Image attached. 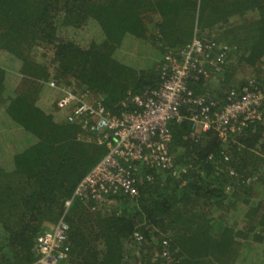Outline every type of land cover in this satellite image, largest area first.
I'll return each instance as SVG.
<instances>
[{
    "label": "trees",
    "instance_id": "1",
    "mask_svg": "<svg viewBox=\"0 0 264 264\" xmlns=\"http://www.w3.org/2000/svg\"><path fill=\"white\" fill-rule=\"evenodd\" d=\"M166 18L186 19L189 29L220 21L230 57L250 65L264 57V0H0V264H37L36 234L59 218L63 201L105 152L77 137L79 128L55 108L59 93L43 82L96 91L114 114L132 109L128 92L158 79L168 48L161 42L186 44L176 26L155 32ZM137 40L145 44L138 50ZM35 47L43 48L42 60L33 57ZM8 69L20 76L5 96ZM230 74L223 70L216 83ZM200 84L188 86L200 93ZM168 127L170 152L186 170L174 178L146 168L152 179L140 181L133 198L117 196L109 211L90 212L73 200L65 213L68 256L56 264H165L162 239L173 264L221 262L230 253V264H264V199L255 188L263 179L264 157L256 153L264 154V126L251 124L224 145L213 130L191 136L186 121Z\"/></svg>",
    "mask_w": 264,
    "mask_h": 264
},
{
    "label": "built area",
    "instance_id": "2",
    "mask_svg": "<svg viewBox=\"0 0 264 264\" xmlns=\"http://www.w3.org/2000/svg\"><path fill=\"white\" fill-rule=\"evenodd\" d=\"M230 48L213 38L194 36L180 47L164 50L156 83L140 93L128 92L133 108L119 114L107 110L96 91L47 80L59 93L55 108L63 112L64 122L76 125L78 138L102 145L105 152L63 201L59 218L36 234L32 249L37 264H56L67 258L65 213L73 200L90 212L109 211L117 196L133 198L138 183L152 179L144 172L146 168L174 178L186 170L185 165L177 166L170 152V121L188 122L194 137L213 130L223 145L251 124L264 126V76L249 77L216 94L194 93L188 86L190 81L205 85L210 77L216 80L227 64ZM133 238L138 244L143 239L138 230L133 231ZM167 245L162 239L159 256L165 264H173Z\"/></svg>",
    "mask_w": 264,
    "mask_h": 264
},
{
    "label": "rangeland",
    "instance_id": "3",
    "mask_svg": "<svg viewBox=\"0 0 264 264\" xmlns=\"http://www.w3.org/2000/svg\"><path fill=\"white\" fill-rule=\"evenodd\" d=\"M148 17H149V15H148ZM151 18L153 20H156V17H154V16H151ZM159 19H161V18H159ZM149 20H151V19H149ZM160 23H161V24H159L160 28H157V30H155L156 33H157V31L160 33V30L162 31V33H166L167 30L172 31V28L176 26V29L174 28L175 32H178L180 34L178 36V38H179L178 40H180L181 38H183V39L185 38L186 43L190 39L188 37H191L192 33L194 34V36L205 37V38H215L217 40H220L221 42L224 41L223 40L224 38L221 37L222 35H224L222 33L223 30L221 28H219L217 26V24L209 25V26L195 25L196 29L195 28L193 29V27H190V29H189V27H188L189 23L187 22L186 19L179 21V19H175V18H172V19L166 18L165 20H163V19L160 20ZM187 31H188L189 35L187 37H183L182 35H185ZM175 32L173 30V34H171V37H169V41L176 43V41H178V40L176 39V36H175L176 33ZM159 33H158V35H159ZM85 34H86V32H85ZM135 43H136V45L134 46V49L136 48V46H141V45L144 46L145 45L144 42L139 41V40L135 41ZM161 44H164L165 47H168L165 50H173L179 46H182L178 43H176L174 46H172V45H170L171 43L166 41V40L164 42H161ZM41 52H43V48L35 47L32 51V55H33V57H35V59L42 60V59H40V56L42 55ZM1 53L2 52H0V55H1ZM162 53H161V56H162ZM142 54L145 55L146 51H144V53H142ZM263 60H264V57H261L259 60H257L255 62L254 65H250L247 62H245L244 60L243 61H240V60L237 61L235 54L231 57L229 56L227 64L224 68V71H227V73H231L230 77L228 78V82L226 84H224L223 86H220L216 83L217 81L214 80V78L210 77L209 81H207V83H205V85L203 83H201L199 88L201 89V92H209V93L216 94L219 89L224 88V87H228V86H236L237 84L241 83L242 81H244L245 79H247L249 77L261 78L262 76H264V61ZM45 63H47V62H45ZM145 63H146V61L144 59H140V65L139 66L141 67ZM8 71L11 73V76H8L6 78V81H5L6 82V86H5L6 89H4V91H3L5 96L11 95L13 93V90L11 89V83L17 84L19 82V76H20L17 72L15 73L14 71H11V69H8ZM51 73H52V71H51ZM43 83L47 84V80L44 81ZM217 85H218V87H217ZM3 115L4 114L2 113V105L0 103V122L2 119L5 120ZM0 130L2 133H3V131H5V130H2L1 128H0ZM6 143H7V145L10 146L12 141H8V139H6ZM256 154L258 155V159L260 158L259 156L264 157V154H262V153H256ZM258 173H261V175L263 176V179L261 180V185H260V182H258V184H256L255 188L262 190V199H264V193H263L264 192V186H262V184H264V170H259ZM3 178H4V175L1 172L0 173V181ZM249 178L255 179L254 175L249 177ZM249 178L246 181H248ZM228 188L230 189V186H227L226 190H229ZM195 209H197V208H195ZM240 210L243 211L244 207H241ZM183 211L184 210L182 209L181 213ZM229 220L232 221V218L231 219L229 218ZM184 221H185V218L180 219L178 226L183 225L181 227H184L185 226L183 223ZM231 256H232V253H230V256L229 255L225 256V258H223V260L221 262L213 261L211 257H208L207 258L208 261L204 262L203 264H230Z\"/></svg>",
    "mask_w": 264,
    "mask_h": 264
},
{
    "label": "crops",
    "instance_id": "4",
    "mask_svg": "<svg viewBox=\"0 0 264 264\" xmlns=\"http://www.w3.org/2000/svg\"><path fill=\"white\" fill-rule=\"evenodd\" d=\"M235 10V9H234ZM247 13V12H246ZM227 14V13H226ZM228 18L230 19V20H232V16H228ZM215 24H217V26L218 27H220L222 30H223V24H222V22H220V21H213V23H212V25H215ZM195 23H194V25H193V29L195 28L196 29V27H195ZM203 25H205V24H203ZM206 26V25H205ZM192 37H194V34L192 33V35H191V37H188V38H192ZM221 37H223L224 39V42H226L227 41V39H225L226 37H224V35H222ZM187 39V38H186ZM190 39L188 40V41H190ZM186 41V40H185ZM187 41V42H188ZM242 43V42H241ZM227 44V43H226ZM238 44H240V42H238ZM263 126V125H262ZM51 223H44L43 224V226H44V228L45 227H47V226H49Z\"/></svg>",
    "mask_w": 264,
    "mask_h": 264
}]
</instances>
